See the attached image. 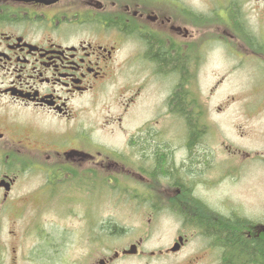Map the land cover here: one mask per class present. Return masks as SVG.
I'll return each mask as SVG.
<instances>
[{
	"label": "flooded vegetation",
	"instance_id": "1",
	"mask_svg": "<svg viewBox=\"0 0 264 264\" xmlns=\"http://www.w3.org/2000/svg\"><path fill=\"white\" fill-rule=\"evenodd\" d=\"M215 44L264 76V0H0V264H264L261 214L217 189L261 155L209 137ZM130 71L118 116L83 117ZM107 126L120 142L96 139ZM114 186L142 220H96Z\"/></svg>",
	"mask_w": 264,
	"mask_h": 264
},
{
	"label": "rangeland",
	"instance_id": "2",
	"mask_svg": "<svg viewBox=\"0 0 264 264\" xmlns=\"http://www.w3.org/2000/svg\"><path fill=\"white\" fill-rule=\"evenodd\" d=\"M208 56V63L198 84L206 94L208 120L211 122L209 137L213 138L211 132L215 129L218 133L217 137L223 138L226 144L230 143L242 151L261 155L256 156V160L249 163L237 161V170L230 172V176H225L217 189L223 192L228 202L230 199L235 205L239 204L247 213L261 214L264 221V76H249L245 67L241 69L243 71L241 73L236 70L230 73L233 63L223 59L224 55L218 44L209 50ZM133 75L130 71L124 78L122 74L117 73L112 81L93 95L82 97L81 104L91 110L83 117L94 115L96 126L102 127L106 120H111V116H118L120 114L118 101H122L125 95V91H122L123 84L128 81L130 85L136 86L134 84L138 82V77L134 78ZM143 104L144 102L141 101L134 105L133 111L136 112V117L133 121L140 119L143 112L140 109H146ZM175 121L178 124L176 118ZM133 125L135 124L129 123L128 127ZM110 130V126L104 129L97 128L96 139L106 143L120 142L119 134ZM116 187L98 192L95 212L91 211L96 220H103L108 216L111 220H142L136 211L132 213L131 209L121 203V194L116 190L121 187ZM107 201H110V204H107ZM28 210L37 216L43 213V210L35 207V204ZM54 215L43 214L48 217ZM79 218L85 219L82 208L78 217L66 220ZM160 220L169 219L161 217Z\"/></svg>",
	"mask_w": 264,
	"mask_h": 264
},
{
	"label": "trees",
	"instance_id": "3",
	"mask_svg": "<svg viewBox=\"0 0 264 264\" xmlns=\"http://www.w3.org/2000/svg\"><path fill=\"white\" fill-rule=\"evenodd\" d=\"M261 248H263V247H261Z\"/></svg>",
	"mask_w": 264,
	"mask_h": 264
}]
</instances>
